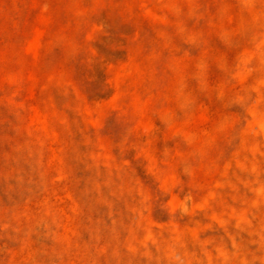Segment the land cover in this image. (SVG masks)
Listing matches in <instances>:
<instances>
[{"label":"rangeland","instance_id":"1","mask_svg":"<svg viewBox=\"0 0 264 264\" xmlns=\"http://www.w3.org/2000/svg\"><path fill=\"white\" fill-rule=\"evenodd\" d=\"M0 264H264V0H0Z\"/></svg>","mask_w":264,"mask_h":264}]
</instances>
